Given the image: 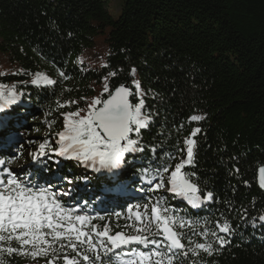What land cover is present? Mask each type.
Returning <instances> with one entry per match:
<instances>
[{
	"label": "trees",
	"instance_id": "obj_1",
	"mask_svg": "<svg viewBox=\"0 0 264 264\" xmlns=\"http://www.w3.org/2000/svg\"><path fill=\"white\" fill-rule=\"evenodd\" d=\"M0 58V84L22 93L16 104L0 111V120L10 133L35 127L52 138L63 118L45 113L56 107L57 98L90 102L101 94L108 72L122 70L110 78L111 86L130 84L129 70L135 68L142 87L156 94L147 98L154 123L142 130L145 144L174 152L177 141L193 128L202 129L195 167L186 171H194L216 200L202 209L178 199L170 203L200 219L215 220L224 213L236 228L231 243L219 252L176 264L193 259L197 264H264V224L251 223L264 214V192L256 181V170L264 165V0H0ZM57 69L69 79L60 80ZM37 72L59 82L34 86L30 81ZM77 107H85V101L60 111ZM193 114L205 119L191 122ZM33 118L38 122H27ZM46 119L56 120L51 132ZM5 145L0 141V158L12 154ZM151 157L150 152L130 156L119 181L112 173L97 176L60 157H55L59 164L48 161L47 170L32 164L28 171L41 184L72 178L76 187L62 185L72 189L64 201L87 202L92 215L124 212L145 195L138 191L139 172ZM243 209L247 220L241 219ZM7 259L9 264L33 262L21 256Z\"/></svg>",
	"mask_w": 264,
	"mask_h": 264
},
{
	"label": "snow or ice",
	"instance_id": "obj_2",
	"mask_svg": "<svg viewBox=\"0 0 264 264\" xmlns=\"http://www.w3.org/2000/svg\"><path fill=\"white\" fill-rule=\"evenodd\" d=\"M118 71L122 70L110 71L103 77L100 95L90 102L80 98L85 107L62 112L80 100L57 98L56 107L45 116L59 113L62 129L55 131L53 138L45 133L40 141H27L36 145L28 155L33 165L43 164L44 170L48 161L59 164L55 157H60L95 172L106 170L119 181L120 170L132 162L130 156L150 152L149 165L139 172L138 191L144 197L127 204L124 212L92 215L87 211V202L82 206L64 201L63 197L71 196V188L64 189L51 181L33 182L31 171L24 175L16 172L11 166L23 151L11 158H0V264H9L7 258L13 256L27 257L37 264L40 260L44 264H176L181 258L199 257L201 253L212 256L231 243L229 237L236 228L229 216L221 213L215 220L200 219L181 214L170 203L178 199L193 209H202L216 200L213 192L201 187L194 171H186L195 167L196 137L202 129L193 128L177 141L174 152L160 151L162 144H145L142 130L154 123L147 98L156 94L142 87L135 68L129 70L130 84L111 86L109 80ZM57 75L60 80L69 79L63 70L57 69ZM58 82L41 72L30 81L38 87ZM21 95L15 87L0 84V111L16 104ZM203 119L198 114L189 117L191 122ZM44 123L51 132L56 120L46 119ZM182 128L179 125L177 131ZM10 131V126L0 120V141L10 140ZM234 171L238 173L239 169ZM57 179L69 185L74 182L68 176ZM258 183L264 188V166L258 167ZM232 210L229 206L228 211ZM247 211L241 212L242 220L248 219ZM121 219L125 221L123 225L119 223ZM257 220L264 224V214L251 219L253 227ZM191 264L197 261L193 259Z\"/></svg>",
	"mask_w": 264,
	"mask_h": 264
},
{
	"label": "rangeland",
	"instance_id": "obj_3",
	"mask_svg": "<svg viewBox=\"0 0 264 264\" xmlns=\"http://www.w3.org/2000/svg\"><path fill=\"white\" fill-rule=\"evenodd\" d=\"M97 54L95 53L94 56H96ZM3 59L0 58V62H2ZM36 118H33L32 120L28 119L27 122H30V124L34 123V122H38L35 121ZM39 121H41V117L38 119ZM45 133H48L46 129H40V130H36L35 127H30V129H18V130H14L12 131L9 136L11 137L10 140H6L7 148H9L8 150L12 152L11 156H9V158H11L12 156H14L18 151H20V146L23 145V148L21 149L23 151V155L15 161V163L11 166L15 171H17L20 175H24V173L28 170H32L33 167L31 166L33 164L31 157L28 155L29 151L35 150L36 145L35 144H28L27 141H40L44 138ZM49 138H52V135L49 133ZM78 168V165H77ZM84 168V167H83ZM85 170H87L86 168H84ZM93 171V170H92ZM76 182L74 181L71 185L67 184L66 182H64V184L60 183L58 185L62 186V185H69L71 187H76ZM62 188L65 189V187L62 186ZM30 264H37L36 261H33ZM39 264H42L39 262Z\"/></svg>",
	"mask_w": 264,
	"mask_h": 264
},
{
	"label": "water",
	"instance_id": "obj_4",
	"mask_svg": "<svg viewBox=\"0 0 264 264\" xmlns=\"http://www.w3.org/2000/svg\"><path fill=\"white\" fill-rule=\"evenodd\" d=\"M263 166H264V165H263ZM256 181H257V185H258L259 189H260L261 191L264 192V188H261V187L259 186V183H258V169L256 170Z\"/></svg>",
	"mask_w": 264,
	"mask_h": 264
}]
</instances>
